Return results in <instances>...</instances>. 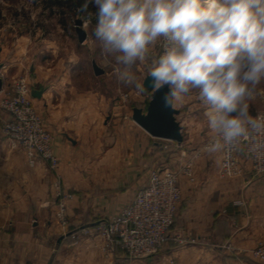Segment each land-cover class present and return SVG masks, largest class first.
I'll return each instance as SVG.
<instances>
[{
	"label": "crops",
	"instance_id": "0c3cea01",
	"mask_svg": "<svg viewBox=\"0 0 264 264\" xmlns=\"http://www.w3.org/2000/svg\"><path fill=\"white\" fill-rule=\"evenodd\" d=\"M86 26L80 42L74 23L76 47L66 51L48 39L40 47L24 34L2 41L0 29V96L12 78L27 77L59 158L57 171L44 161L31 166L19 143L3 134L9 114L0 110V264H264L251 253L264 241V175L255 176L247 163L243 176L221 178L220 151L196 159L195 182L180 178L183 200L172 231L200 243H169L157 255L131 260L119 249H104L97 234L74 242L62 233L54 218L56 181L74 195L68 203L74 231L119 212L147 182L151 168L169 167L166 143L131 119L134 107L148 105L150 93L138 94L122 82L124 68L106 58L98 43L99 54L86 53L92 49ZM94 61L102 73H95ZM129 70L135 74L133 66ZM174 107L184 132L188 118L179 103ZM192 108V124L200 126V106L192 103ZM178 148L177 160L185 151Z\"/></svg>",
	"mask_w": 264,
	"mask_h": 264
},
{
	"label": "clouds",
	"instance_id": "9594fccd",
	"mask_svg": "<svg viewBox=\"0 0 264 264\" xmlns=\"http://www.w3.org/2000/svg\"><path fill=\"white\" fill-rule=\"evenodd\" d=\"M93 37L124 70L119 79L147 91L129 69L149 63L152 87L174 107L193 92L213 134L205 150L237 147L264 128L251 102L264 94V0H87ZM159 48L157 55H152Z\"/></svg>",
	"mask_w": 264,
	"mask_h": 264
},
{
	"label": "built area",
	"instance_id": "2783aa9c",
	"mask_svg": "<svg viewBox=\"0 0 264 264\" xmlns=\"http://www.w3.org/2000/svg\"><path fill=\"white\" fill-rule=\"evenodd\" d=\"M0 107L9 114L2 125L5 137L19 143L31 166L44 161L57 171L59 158L53 148L54 135L33 103L32 89L25 75L11 79L9 89L0 97ZM253 116H264V112ZM212 135L210 133L204 146L194 149L193 156L177 169L168 166L151 168L147 182L119 212L74 231L69 228L68 218V203L74 195L62 191L56 181L58 200L54 218L58 227L63 234L69 233L74 242L83 235L97 234L104 241V249L111 252L119 249L131 260L154 256L171 242L178 245L200 243L194 237L171 232V227L182 200L180 178L183 175L189 180L194 179L195 161L206 151L205 145ZM173 142L175 146L183 147L184 139L181 143ZM219 151L221 178L243 176L247 163L255 176L264 175V128L252 130L237 147ZM251 253L264 263V241L252 248Z\"/></svg>",
	"mask_w": 264,
	"mask_h": 264
},
{
	"label": "rangeland",
	"instance_id": "374dc122",
	"mask_svg": "<svg viewBox=\"0 0 264 264\" xmlns=\"http://www.w3.org/2000/svg\"><path fill=\"white\" fill-rule=\"evenodd\" d=\"M49 3V0H0V29L5 38H3L2 41H9L11 39L15 40L24 34L25 37H28L30 40L32 39L33 42L39 43L40 47H46L47 42H45V40L48 39L51 41L53 40L60 49L66 51V48L69 49L76 47L77 35L74 30V20L82 18L87 24L86 27L91 35L89 42L91 44L89 45L92 49H88L86 53L94 55L96 51V53L99 54L100 50L97 51L98 49L95 46L98 42L95 41L93 37V28L95 25H90L92 22L90 19L91 13H63L61 8H51ZM93 16L94 14L92 17ZM158 53L159 48L154 49L152 55L154 56ZM133 67L135 69V75L139 79L140 76L142 77L148 72L149 63L138 62ZM123 68V65L118 66V69L120 70ZM261 87H264V85H261ZM177 103H179L180 112L184 115L186 114L188 118L187 120H184V146L181 148L186 152H184V154L182 152V157L177 160L176 154H179L178 151H180V148L176 151L175 142L166 139L161 140L163 143H166L163 149L165 150L166 162L169 163V167L172 169H177L181 164L185 163L188 157L191 156L189 153L193 152V150L198 147L204 146L209 138L207 132V118L205 115L206 108L199 101L197 94L193 92L189 97L185 98L183 102ZM192 103H197L200 106L198 111L201 113L200 116L203 115L202 120H204L200 126L192 124L191 118H193V113L196 114L195 110H193L194 108H192ZM0 110L3 111L1 107ZM250 111L252 115H255L258 112H264V94L258 95L257 98L251 102ZM207 152L208 151H205L202 155ZM190 181L195 182V178Z\"/></svg>",
	"mask_w": 264,
	"mask_h": 264
},
{
	"label": "water",
	"instance_id": "95a60500",
	"mask_svg": "<svg viewBox=\"0 0 264 264\" xmlns=\"http://www.w3.org/2000/svg\"><path fill=\"white\" fill-rule=\"evenodd\" d=\"M76 31L78 39L83 42L87 33L84 29V20L82 18L75 19ZM2 65L0 64V69ZM93 68L96 74L103 72V69L94 61ZM143 85L150 93V100L146 108L134 107L132 119L144 128L153 137L172 140L181 143L183 137V127L177 119L179 109L166 105L164 97L167 89L157 91L152 87L150 76L147 74L143 79ZM3 86V78L0 76V92Z\"/></svg>",
	"mask_w": 264,
	"mask_h": 264
},
{
	"label": "trees",
	"instance_id": "16d2710c",
	"mask_svg": "<svg viewBox=\"0 0 264 264\" xmlns=\"http://www.w3.org/2000/svg\"><path fill=\"white\" fill-rule=\"evenodd\" d=\"M49 2H50L49 4L51 8H54V7L61 8L62 9L61 11L63 13H66V12H68L69 14L76 13V12L81 13V14L91 13L90 19L92 20L94 19L92 18V15L94 14L95 9L92 8L91 5L87 3V0H49ZM173 225L171 227V232H173L172 231Z\"/></svg>",
	"mask_w": 264,
	"mask_h": 264
}]
</instances>
